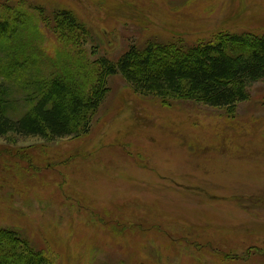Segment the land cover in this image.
<instances>
[{"label": "rangeland", "instance_id": "rangeland-1", "mask_svg": "<svg viewBox=\"0 0 264 264\" xmlns=\"http://www.w3.org/2000/svg\"><path fill=\"white\" fill-rule=\"evenodd\" d=\"M20 1L44 9L29 22L51 57L78 53L58 40L59 10L110 61L131 44L264 34V0H0V14ZM107 88L85 136L0 139V228L48 264H264V80L230 111L136 94L119 75Z\"/></svg>", "mask_w": 264, "mask_h": 264}, {"label": "trees", "instance_id": "trees-1", "mask_svg": "<svg viewBox=\"0 0 264 264\" xmlns=\"http://www.w3.org/2000/svg\"><path fill=\"white\" fill-rule=\"evenodd\" d=\"M1 8L7 12L0 14V139L53 142L87 135L108 93V78L115 75L136 94L229 111L264 80V34L219 33L210 41L181 46L182 53L169 51L174 46L138 49L131 44L110 61L97 48L88 54L85 26L70 11L59 10L53 15L58 40L70 54L78 53L51 57L39 48L42 37L29 22L28 11L42 14L43 8L22 1ZM47 258L18 231L0 228V264H48Z\"/></svg>", "mask_w": 264, "mask_h": 264}]
</instances>
